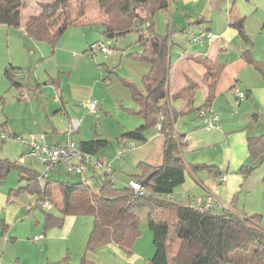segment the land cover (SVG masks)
I'll return each mask as SVG.
<instances>
[{"label":"rangeland","instance_id":"374dc122","mask_svg":"<svg viewBox=\"0 0 264 264\" xmlns=\"http://www.w3.org/2000/svg\"><path fill=\"white\" fill-rule=\"evenodd\" d=\"M31 4L33 10V1ZM233 5L240 13V17L244 18L243 26L252 43H246V45L240 37L235 38L228 46V50L222 54L221 63L226 62L227 53L232 59L239 57V49H251L252 47L254 59L264 63V0H210L205 12L202 13L204 22L196 25L198 20L195 18L189 23L185 21L184 33L181 32L183 26L179 23L176 14L172 15V18L166 11H157L154 14L152 21L155 32L161 36L170 35V37L168 36L169 41L173 43L169 55L171 94H175L179 87L183 86L181 85L183 82L181 72L179 69L173 70L176 61L175 51L180 52L181 48L188 51L196 49L197 45L191 43L190 40L199 30L211 27L213 32L217 33L220 27L227 26L226 11L228 6L230 8ZM28 6H31L30 3ZM85 6L82 17L77 19L78 23L69 26L58 39L47 38L46 42L37 41L25 32L24 21L32 13L29 8L22 10L18 27L0 25V54L2 52L10 54L14 60L16 59L13 65L20 68L16 70L17 78L23 86L20 91L24 92V97H22L21 92L15 89L5 92L8 84L1 88L3 92L0 95L4 98L5 106L4 118H0V124L3 123L0 125V134L4 132L24 141H28L31 136L44 134L48 143L53 142L52 135H57L62 142H65L68 122L73 119L81 120L75 140L77 142L90 141L97 137L107 140L108 144L100 152H97L95 157L100 161L105 157V163L113 166L116 185L123 186L130 177L139 174V163H148L149 161L161 163V141L156 126L145 130V142L123 138L125 132L143 124L142 117L137 113L138 105L132 99L128 84L142 91L144 89L142 78L148 73L149 65L141 59L128 56V54L141 51L140 46L136 43L137 28H133L125 35L108 38L103 33L100 23L102 12L97 3L90 1L85 3ZM143 10L146 12L145 8ZM97 43L108 47L109 53L103 55L87 51L88 44ZM38 47L46 51L45 57L41 58L37 54ZM176 47L179 51L176 50ZM253 68L250 70L253 71ZM247 78L250 82L252 81L250 76ZM2 82L5 84L4 81ZM53 85H56V90ZM193 94L192 108L185 107V103L181 99V101L176 97L171 99L170 104L180 112L175 121V125L180 131L183 129L182 123H186V118H195L196 110L204 102L200 88L195 89ZM61 99L66 106L63 115L60 110L58 111ZM92 101L96 103L94 113L88 109V103ZM244 101L241 104H245ZM231 103L238 109L239 105L233 96H231ZM246 106L252 107L250 104L241 107L244 109ZM242 112L243 110L238 113ZM258 117L260 118L259 125L252 122V127L263 129L264 115L262 112L258 113ZM258 135L260 134L258 133L256 137ZM127 143L133 144L135 149L126 151L120 160H116V154L121 152L123 145ZM26 151L25 144L16 139H6L0 142V161L4 160L13 164ZM247 155H249L248 151ZM256 166L244 178V187L235 204L246 215H261L260 222L264 228V160ZM19 167H26L37 173L43 171L42 165L25 157L23 163L15 164L0 178V190L6 188L8 193L10 188L17 190L24 185V179L20 181ZM193 172L195 173L197 170L194 169ZM48 179L71 183L79 181L78 176L66 173L59 165L55 171L48 174ZM87 181L91 190L96 192L98 181L90 180V177H87ZM203 190L204 188L199 186L193 190L194 201L200 198ZM21 193L18 194L19 200L17 201L23 209L18 218L25 217L26 222L31 226L37 223L41 225L44 212L58 213L59 217L61 216L54 206L44 212L40 206H36L38 196L35 193L29 191ZM13 197L15 199L17 195ZM145 215L146 211L139 213L140 236L135 239L133 248L139 245L145 246L150 241L153 246V255L152 233L147 226ZM90 223L93 225L91 216H78V225L70 237L71 242L75 243L74 246H79V229L77 228L86 227L87 239L89 231L91 232ZM141 231H143L142 234ZM147 235L151 236L148 242Z\"/></svg>","mask_w":264,"mask_h":264},{"label":"trees","instance_id":"16d2710c","mask_svg":"<svg viewBox=\"0 0 264 264\" xmlns=\"http://www.w3.org/2000/svg\"><path fill=\"white\" fill-rule=\"evenodd\" d=\"M90 1L96 2L102 12L100 23L104 34L114 37L137 28L136 43L141 51L128 56L145 61L149 71L142 78V91L130 84L128 87L132 99L138 105L137 113L142 117L143 124L125 132L123 138L145 142V130L159 125L158 132L162 137L161 164L153 166L139 163V174L129 178L142 184L144 194L135 193L126 184L117 186L116 181L108 176L100 178L96 192L82 180L62 182L49 180L47 176L39 181L37 172L26 167H19L20 181L24 179L25 183L16 192H33L38 196V205L47 202L56 207L61 216L45 212L46 226L53 222L60 227L68 215L91 216L93 225L86 243V251L89 252L113 244L124 253L131 254L135 239L140 236L139 213L146 211L145 219L154 245V253L149 260L151 264H264L261 215H238L229 211L217 213L210 208L200 209L190 203L172 202L168 198L184 183L188 168L180 156L186 144L184 135L174 128L180 112L170 104L171 99H181L185 107L192 108L193 91L198 85L188 82L171 94V45L168 36L155 32L152 21L157 11L167 10L168 0H0V25L18 27L22 10L29 8L32 13L23 24L29 37L37 41L58 39L69 26L78 23L85 3ZM243 21V17L232 13L229 15V25L249 44L251 42ZM241 55L245 63L254 66L264 78V63L252 58L251 49L244 50ZM210 64L206 65L202 78L206 97L196 114L210 107L214 97L218 66ZM4 76L12 86L18 84L10 77L8 70ZM107 144V140L100 137L78 141L79 148L91 155H96ZM247 149L249 162L238 170L244 177L264 159V135L249 139ZM15 164L19 163L0 161V178ZM194 169L205 170L215 176L219 174L212 165L196 164L189 168L192 172ZM145 179L147 181L142 183Z\"/></svg>","mask_w":264,"mask_h":264},{"label":"crops","instance_id":"0c3cea01","mask_svg":"<svg viewBox=\"0 0 264 264\" xmlns=\"http://www.w3.org/2000/svg\"><path fill=\"white\" fill-rule=\"evenodd\" d=\"M209 1L210 0H168V8L165 11L169 14L170 18H172V15L176 14L181 26L185 24V21L189 23V21L194 18L198 20L196 22V25H198L204 22L202 13L205 12L208 7ZM231 13L241 16L234 8V5L230 8L228 6L226 11L227 26L220 27L217 33L213 32L211 27L198 31H209L217 35L214 41L209 43L205 42L203 45L199 46L198 44H194L197 45V48H194L192 51H188L184 48H181L180 52L175 51L176 61L173 70L176 71L179 69L181 72V79L183 81L181 85H185V83L188 82L192 85L198 84L196 89H201L203 101L206 97V87L205 83L202 82V78L206 72V65H211L210 63H212L218 66V75L215 81L213 94L214 97L210 103V108L218 116V121L215 126L208 128L207 118L199 117L197 113L195 118H186V123H182L183 129L181 131L174 125L175 131L184 135L186 144L181 149L180 156L185 166L188 168L185 172L184 183L170 195V200L172 202L182 204L190 203L194 206H198L203 201L206 194L209 193L213 196V199L219 200L227 208L226 211L234 212L238 215H246L242 210H239L235 204L238 200L239 193L244 187L245 181V177L243 174L239 173L238 170L242 165L249 162V155H247V142L249 139L255 138L258 133L264 135V127H262L263 129L252 127V122L258 124L260 119L258 113L262 112V115H264V78L254 66L245 63L241 54L246 49H239V57H233L232 59L227 53L226 62L224 64L221 63L222 54L228 50V46L234 39L239 37L237 30L229 25V15ZM181 32H185V26L181 28ZM167 36L170 37V35ZM169 43L171 49L173 43L171 41H169ZM244 43L246 44L245 41ZM90 45L91 44H88V48ZM177 48L178 47H176V50ZM252 48L251 56L254 59ZM177 51H179V49ZM32 52L35 53V51ZM36 52L41 58L46 56V51L40 47L37 48ZM15 60L10 54H5L3 52L0 54V94L3 92L1 88L5 87L4 85L7 84L8 87L5 92H9L12 89L19 92L20 89L23 88L17 78L18 73L16 70L20 68L13 65L16 62ZM252 67H254L253 71L250 70ZM6 70L9 71L10 77L19 85H11L6 76H4ZM249 76L251 77V82L247 78ZM36 77L40 80L37 75ZM2 81H4L5 84ZM233 88H238L243 91L246 94L245 98L241 101L237 100L233 93ZM257 91L259 92L257 93ZM20 92L22 93L23 91ZM231 96H233L238 103V109L231 103ZM243 101L245 104H241ZM248 104L252 107L249 106L248 108V106H246L244 109L241 107ZM4 106V98L0 95V118H4ZM65 108V103H63L61 99L58 111L60 110L62 115ZM241 110H243V112L239 114L238 112ZM157 126L156 129L158 130ZM158 136L160 137L162 152V137L160 134ZM52 138L53 142H49L50 144H61V138L57 135H52ZM63 143L64 142H62V144ZM263 160L264 159L261 161ZM101 162H105V157ZM193 163L215 166L218 169L219 175H223L225 179L218 182L216 179L217 175L215 176L203 170H197L198 173H194L189 170ZM148 164L158 166L161 163L157 164L153 161H149ZM111 169V178L115 180V173L112 165ZM103 177L98 178L91 175L90 180L99 181L100 178ZM78 178L80 181L81 177L78 176ZM198 186L204 188V190L200 198L194 201L193 197L195 196L192 192L198 188ZM6 190V188L0 190V264H151L149 261L153 252V246L149 241L151 236H146L147 242L149 241L147 245L136 246L133 248L131 254L124 253L113 244H108L99 247L94 252H89L86 251L88 239H86V227L77 228L79 229V246H74L75 243L71 242L70 239L71 234L76 230V225H78V216L68 215L65 217L60 227L54 225L53 222L50 226H46L44 212L46 209L38 205L37 199L35 205L40 206L44 212V216L42 217L41 225L37 223L31 226V224L26 222L25 217L18 218L20 211L23 209L17 201L19 200L18 194L25 192V190L16 192V190L10 188L8 193ZM12 191H15V193H12ZM15 195H17V197L14 199L13 196ZM51 208L50 205L48 210ZM212 210L217 213L226 212L221 208H214ZM54 215L59 216L58 213ZM91 226L90 223V230ZM142 232L143 231H141V234ZM36 235H42L43 238L33 240L32 238Z\"/></svg>","mask_w":264,"mask_h":264},{"label":"built area","instance_id":"2783aa9c","mask_svg":"<svg viewBox=\"0 0 264 264\" xmlns=\"http://www.w3.org/2000/svg\"><path fill=\"white\" fill-rule=\"evenodd\" d=\"M217 38V35L209 31H201L194 34L191 37L190 42L198 45H203L205 42H212ZM89 51L92 54L101 53L106 55L109 53V48L104 46L102 43L93 44ZM53 88L56 90V86L53 85ZM233 93L237 100L241 101L245 98V93L238 88H233ZM21 96L24 97V92L21 93ZM88 109L91 113L96 111V103L94 101L88 103ZM199 117L207 118L208 123L207 127L211 128L215 126L218 121V116L213 112L210 107H206L199 112ZM81 120L73 119L68 122L67 125V138L63 144L52 145L46 141L44 134L37 136H31L28 141H24L19 137L14 135H8L2 132L0 134V142L5 141L6 139H16L21 143L26 145L27 151L17 159L18 163H23L25 157L33 160L35 163L43 166L42 173H37V178L39 181L45 179L50 172L55 171L56 167L61 166L64 171L68 174H75L81 177L82 181L87 182V177L91 175L96 177H110L111 178V165L101 162L94 155L83 152L78 145V142L75 140V134L79 128ZM159 129V125L157 126ZM133 144H124L121 152L116 154V160H120L126 151L134 150ZM216 179L218 182L223 181L225 177L223 175H217ZM126 185L132 189L135 193L144 194L145 190L140 182L135 180H128ZM170 199V196H168ZM43 209H49L50 205L45 202L41 204ZM200 209H214L221 208L226 211V207L217 199H213V196L209 193L206 194L203 201L200 205L196 206ZM43 238L42 235H36L32 239L39 240Z\"/></svg>","mask_w":264,"mask_h":264},{"label":"water","instance_id":"95a60500","mask_svg":"<svg viewBox=\"0 0 264 264\" xmlns=\"http://www.w3.org/2000/svg\"><path fill=\"white\" fill-rule=\"evenodd\" d=\"M107 37H108V38H111V37H113V35H112V34H108ZM147 179H148V178H147ZM146 181H147V180L145 179L142 183H145Z\"/></svg>","mask_w":264,"mask_h":264}]
</instances>
